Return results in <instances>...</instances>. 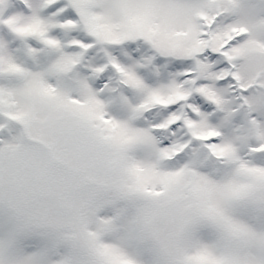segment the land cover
<instances>
[{"label":"snow or ice","instance_id":"snow-or-ice-1","mask_svg":"<svg viewBox=\"0 0 264 264\" xmlns=\"http://www.w3.org/2000/svg\"><path fill=\"white\" fill-rule=\"evenodd\" d=\"M0 264H264V0H0Z\"/></svg>","mask_w":264,"mask_h":264}]
</instances>
